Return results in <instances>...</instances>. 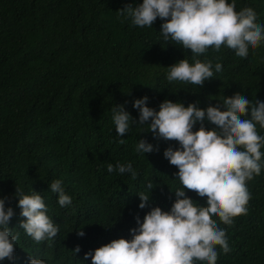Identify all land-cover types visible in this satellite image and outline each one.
Here are the masks:
<instances>
[{
  "label": "trees",
  "instance_id": "1",
  "mask_svg": "<svg viewBox=\"0 0 264 264\" xmlns=\"http://www.w3.org/2000/svg\"><path fill=\"white\" fill-rule=\"evenodd\" d=\"M142 2L0 0V199H5V209H13L8 227L19 234L14 261L0 264H30L29 256L46 264H91L90 258L84 260L86 253L116 239H132L137 216L143 223L152 208L170 211L182 185L164 151L179 144L154 138L147 125L151 121L139 125L135 100L148 97L147 106L156 111L166 99L185 107L196 103L206 111L237 93L264 102V41L250 48L247 58L225 46L196 57L223 66L219 73L213 67V78L202 87L169 83L167 68L184 58L192 63L193 54L163 40L159 32L164 21L159 18L152 27L141 28L120 13ZM235 2L237 11L252 8L257 23L264 25V0ZM114 105H124L136 121L123 137L112 120ZM204 126L216 127L207 119ZM140 140L154 151L137 153ZM129 162L135 179L130 173L107 171L108 164ZM57 179L72 197L67 207H60L58 194L50 190ZM149 182L152 190L147 189ZM16 187L43 197L48 216L60 229L55 238L36 243L20 228L25 218ZM247 187L251 199L246 215L235 217L232 225L214 217L231 248L225 254L217 246V264H264V168ZM185 191L207 206L206 197ZM141 193L149 196L144 209L139 208ZM80 230L83 237L77 235ZM77 246L81 251L75 255Z\"/></svg>",
  "mask_w": 264,
  "mask_h": 264
},
{
  "label": "clouds",
  "instance_id": "2",
  "mask_svg": "<svg viewBox=\"0 0 264 264\" xmlns=\"http://www.w3.org/2000/svg\"><path fill=\"white\" fill-rule=\"evenodd\" d=\"M137 27H152L159 18L164 21L159 32L165 42L169 40L191 50L193 62L182 59L168 67L167 80L188 83L202 87L205 81L223 70L221 63L213 66L212 60L201 61L196 57L204 55L211 48L219 52L222 46L234 50L235 55L247 58L249 50L256 49L264 41V25L257 23V14L246 7L236 10L232 0H143L133 8L131 5L120 10ZM148 97L137 99L133 107L139 112V125H146L154 138L176 141L178 149L164 151V157L178 169L182 185L175 191V202L170 211L152 208L140 222L131 229V240L116 239L85 254L84 260L91 264H217V246L227 254L231 251L227 234L218 226L232 225L235 217L247 214L251 194L247 182L261 174L264 168V102L250 101L239 93L223 97L215 107L205 110L190 103L187 107L180 102L165 100L159 111L147 106ZM221 107L224 109L221 110ZM112 120L118 136L129 132L130 124L136 123L125 111L124 105H114ZM250 112V117H249ZM207 119L216 127L209 130L204 126ZM199 124V130L193 131ZM125 141L121 139L120 144ZM158 150V149H156ZM137 153H152L153 145L145 140L138 141ZM107 171L119 174L137 172L132 164H108ZM147 189L152 190L149 182ZM186 190L207 198V206H200L186 195ZM50 190L58 194L60 207L72 204V197L66 194L62 181H52ZM18 207L25 218L20 228L36 243L55 238L59 227L48 216L43 197L37 192L24 194L16 187ZM140 209L149 203V196L139 195ZM14 211L5 209V199H0V261H14L19 234H13L8 227ZM83 237V230L77 232ZM81 251L77 246L76 255ZM30 264H46V261L29 256Z\"/></svg>",
  "mask_w": 264,
  "mask_h": 264
}]
</instances>
